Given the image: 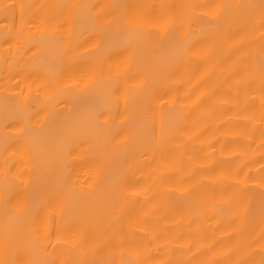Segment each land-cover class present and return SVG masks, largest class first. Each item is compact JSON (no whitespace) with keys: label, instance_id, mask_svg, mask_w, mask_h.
Returning <instances> with one entry per match:
<instances>
[{"label":"bare ground","instance_id":"1","mask_svg":"<svg viewBox=\"0 0 264 264\" xmlns=\"http://www.w3.org/2000/svg\"><path fill=\"white\" fill-rule=\"evenodd\" d=\"M259 2L0 0V260L31 264L43 256L42 245L48 242L25 230L5 252L4 189L19 177L13 189L27 191L33 206L45 201L53 186L64 197L65 211L46 221L52 244L57 231L86 229L108 242L97 258L110 254L117 264L122 258L142 264H258L264 243L259 227L264 106L258 79L246 82L245 77L258 65L264 41L258 28L209 14L214 5ZM97 3L171 5L172 12L186 16L190 10L181 6L208 7L195 9L201 19L183 26L189 53L179 63L157 65L144 47L131 60L122 48L96 51L93 45L99 40L92 38L86 9L63 30L58 25L64 17L41 21L58 11L48 6ZM69 29L78 56L71 67L63 52ZM153 39L147 36L146 45ZM105 54L109 59L97 73L99 83L85 88L88 70ZM65 83L74 86L58 94ZM48 97H53L51 107L46 106ZM85 111L100 114L99 124L90 122L86 133L97 147L116 133L122 135L113 144L131 135L117 162L98 175L96 153L86 144H73L67 170L57 166L25 189L20 182L29 181L31 163L21 130L37 126L46 114L59 123ZM81 193L90 195L84 200Z\"/></svg>","mask_w":264,"mask_h":264},{"label":"snow or ice","instance_id":"2","mask_svg":"<svg viewBox=\"0 0 264 264\" xmlns=\"http://www.w3.org/2000/svg\"><path fill=\"white\" fill-rule=\"evenodd\" d=\"M14 7V6H13ZM31 7V6H27ZM38 7H45L43 5ZM57 9L55 14H46L41 17L45 23L64 17L58 28L63 30L69 24H74L78 19L81 9L87 10V19L94 26L93 40H99L94 44L96 51L101 49L105 53L114 48H122L129 53V59L136 57L137 51L146 48V55L157 65L170 60L179 63L191 49L188 34L183 33L184 24L198 22L201 17L195 12L197 8L208 7L204 5H184L182 9L190 10L186 16L184 11L172 12L171 5H146L124 3H97V4H62L48 6ZM215 9L209 15L217 20L228 22L243 21L252 28H258L261 40L264 41V0L259 4H219L211 6ZM158 8V11H153ZM154 36L150 44L146 45L145 38ZM64 55L71 67L78 56L74 53L73 32L67 33V43L63 46ZM89 50H85L88 54ZM107 54L99 57L95 64L88 70L84 87L89 88L99 83L98 72L103 71L104 64L108 61ZM85 74H82V76ZM258 79L262 94V106H264V43H261L258 53V65L250 67L245 77L246 82ZM79 80L75 81L78 86ZM72 84H64L63 88H57V93L71 91ZM53 97H48L47 107H51ZM71 112L72 110L69 109ZM40 114L37 113V116ZM100 114L85 111L71 117L68 120L54 123L50 114H46L37 126H25L21 130V136L25 139V151L31 167L29 181H21L26 189L28 184L40 181L45 175H50L57 166H63L65 170L72 162L73 144L87 145L90 152L97 156L98 175H103L113 163L117 162L122 149L131 143V135H125L123 139L116 141V135L105 138L99 143V147L91 142L87 136V128L90 122L99 124ZM107 121L103 122L106 125ZM99 125V126H103ZM78 142V143H77ZM39 147V150L37 149ZM6 168L8 161H5ZM19 177L12 182H6L4 189V248L7 253L12 239L25 230L38 234L39 238L48 241L42 245L43 256L31 261V264H117L112 256L106 255L97 258L108 246L107 241H98L95 235L90 236L86 229H77L71 234L57 231V243L52 244L50 234L46 231V221L54 212L65 211L66 205L61 191L53 186L48 198L41 204L33 206L27 191L13 189V185ZM65 184L70 182V173L64 176ZM90 193H81V198L87 200ZM260 240L264 241V197L260 202ZM191 252L192 249L188 248ZM138 253L132 252L135 256ZM123 255V252H121ZM194 259V258H193ZM0 264H18L10 259L0 260ZM118 264H142L138 259H121ZM177 264H193L192 260L178 261ZM254 264V262H252ZM258 264H264V243L260 248V260Z\"/></svg>","mask_w":264,"mask_h":264}]
</instances>
